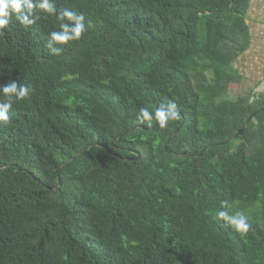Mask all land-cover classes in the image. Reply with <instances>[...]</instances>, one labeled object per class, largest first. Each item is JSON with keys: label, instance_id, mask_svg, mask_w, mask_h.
<instances>
[{"label": "trees", "instance_id": "trees-1", "mask_svg": "<svg viewBox=\"0 0 264 264\" xmlns=\"http://www.w3.org/2000/svg\"><path fill=\"white\" fill-rule=\"evenodd\" d=\"M253 1L53 0L31 27L13 16L0 86L30 92L0 124V264H264V95L231 91L247 84ZM65 8L87 31L57 55ZM169 102L167 128L139 119Z\"/></svg>", "mask_w": 264, "mask_h": 264}, {"label": "clouds", "instance_id": "clouds-1", "mask_svg": "<svg viewBox=\"0 0 264 264\" xmlns=\"http://www.w3.org/2000/svg\"><path fill=\"white\" fill-rule=\"evenodd\" d=\"M38 13L49 15H57V8L53 0H0V35L3 30L9 26L13 16L25 27H31L39 19ZM58 19L62 21L61 30L53 31L46 47L55 54L59 55L63 51V47L72 41H79L83 38L87 31L85 16L71 9H63L59 11ZM59 45L60 47H57ZM5 102L0 103V124L6 125L10 122L9 112L13 106L20 101L25 100L29 96L30 89L27 85H21L18 81L10 80L7 85L0 86ZM264 92V83L255 89V94ZM253 96L250 102H254L256 96ZM140 120L146 121L151 126V122L155 120L162 129L167 128L169 121L180 119L178 105L175 102L162 104L156 108L153 113L147 108L141 109ZM223 210L218 212V218L225 222L226 226L231 227L238 234L247 235L252 230L249 218L242 211L233 213L231 205L228 201H222Z\"/></svg>", "mask_w": 264, "mask_h": 264}, {"label": "rangeland", "instance_id": "rangeland-1", "mask_svg": "<svg viewBox=\"0 0 264 264\" xmlns=\"http://www.w3.org/2000/svg\"><path fill=\"white\" fill-rule=\"evenodd\" d=\"M248 23L252 33L251 48L236 62L235 66L245 77L246 86L238 92V85L233 84L232 95L255 94V89L264 83V0H254L249 11ZM264 95V92L255 94L256 97Z\"/></svg>", "mask_w": 264, "mask_h": 264}, {"label": "water", "instance_id": "water-1", "mask_svg": "<svg viewBox=\"0 0 264 264\" xmlns=\"http://www.w3.org/2000/svg\"><path fill=\"white\" fill-rule=\"evenodd\" d=\"M245 130H246V125L244 126V128L242 130L239 131V133H243ZM176 132H177V130L174 133H176ZM233 139H234V137L230 138L227 141H230V140H233ZM137 158H139V156H137Z\"/></svg>", "mask_w": 264, "mask_h": 264}]
</instances>
